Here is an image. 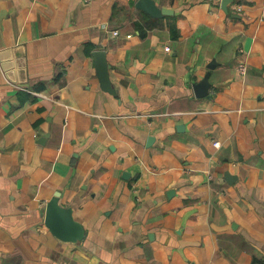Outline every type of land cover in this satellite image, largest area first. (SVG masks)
I'll list each match as a JSON object with an SVG mask.
<instances>
[{"label": "crops", "instance_id": "crops-1", "mask_svg": "<svg viewBox=\"0 0 264 264\" xmlns=\"http://www.w3.org/2000/svg\"><path fill=\"white\" fill-rule=\"evenodd\" d=\"M138 1L0 0V264H264V0Z\"/></svg>", "mask_w": 264, "mask_h": 264}, {"label": "water", "instance_id": "water-1", "mask_svg": "<svg viewBox=\"0 0 264 264\" xmlns=\"http://www.w3.org/2000/svg\"><path fill=\"white\" fill-rule=\"evenodd\" d=\"M229 0H223L222 2V9L224 11H226V5L228 3ZM137 7L148 10L152 13H158V11L155 9L154 5L149 1V0H139L137 3ZM166 10H161L162 14H166ZM95 56L98 58L99 62H98V73L100 75H104L105 73V62L102 59L103 55L101 52L95 54ZM207 80H203L200 84H198L195 88L196 91V95H202L204 92L205 87L207 86ZM46 212H45V223H47L51 228L54 227V225L56 224V218H55V214L52 210V208H49V205H46Z\"/></svg>", "mask_w": 264, "mask_h": 264}, {"label": "built area", "instance_id": "built-area-1", "mask_svg": "<svg viewBox=\"0 0 264 264\" xmlns=\"http://www.w3.org/2000/svg\"><path fill=\"white\" fill-rule=\"evenodd\" d=\"M89 0H85V2H88ZM264 21V15L259 19V22H263ZM113 36H118V32H112ZM166 51H169V48H166ZM238 70L240 72V74L245 75L246 74V64L245 62H241L238 66Z\"/></svg>", "mask_w": 264, "mask_h": 264}]
</instances>
